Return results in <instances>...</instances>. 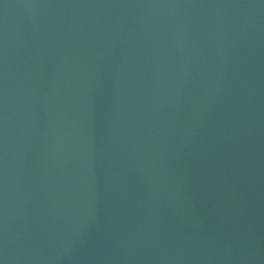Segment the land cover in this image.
Returning a JSON list of instances; mask_svg holds the SVG:
<instances>
[{"label":"water","instance_id":"water-1","mask_svg":"<svg viewBox=\"0 0 264 264\" xmlns=\"http://www.w3.org/2000/svg\"><path fill=\"white\" fill-rule=\"evenodd\" d=\"M2 264H264V0H0Z\"/></svg>","mask_w":264,"mask_h":264},{"label":"snow or ice","instance_id":"snow-or-ice-1","mask_svg":"<svg viewBox=\"0 0 264 264\" xmlns=\"http://www.w3.org/2000/svg\"><path fill=\"white\" fill-rule=\"evenodd\" d=\"M0 264H2V262H0Z\"/></svg>","mask_w":264,"mask_h":264}]
</instances>
